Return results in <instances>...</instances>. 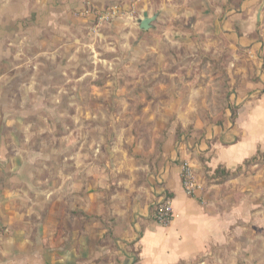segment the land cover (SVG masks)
<instances>
[{
    "label": "crops",
    "instance_id": "crops-1",
    "mask_svg": "<svg viewBox=\"0 0 264 264\" xmlns=\"http://www.w3.org/2000/svg\"><path fill=\"white\" fill-rule=\"evenodd\" d=\"M172 1L137 16L142 0H0V264H223L225 254L239 261L241 246L264 258L255 177L221 187L205 175L245 171L264 153V0ZM146 13L156 17L149 31ZM101 25L125 40L120 75L153 79L179 118L181 140L161 159L141 154L143 144L133 145L142 157L127 144H53L57 58ZM185 164L195 196L183 188ZM165 196L175 218L162 227L154 216Z\"/></svg>",
    "mask_w": 264,
    "mask_h": 264
},
{
    "label": "rangeland",
    "instance_id": "rangeland-1",
    "mask_svg": "<svg viewBox=\"0 0 264 264\" xmlns=\"http://www.w3.org/2000/svg\"><path fill=\"white\" fill-rule=\"evenodd\" d=\"M142 1L143 5L137 16H141V10L150 7L153 12H158L169 3V0H152L153 5L146 7V0ZM183 1L173 0L172 3L182 5ZM111 29L112 33L108 34L107 27L99 26L92 38H83L80 51L57 58L63 69L57 71V80L48 89L50 95L58 99L48 102L50 107H54L52 113L55 116L50 121L49 128L53 132L51 139L53 144L56 141L53 136L58 137L56 144H127L131 155L136 157L142 156L135 153L133 145L143 144L139 148L141 154L144 152L145 155L154 157L158 155L161 159L165 144H176L181 140V132L175 127L179 118L169 110V102L160 97L159 86L153 79L140 85L130 79L128 74L120 75L127 55L124 50L125 40L112 27ZM45 60L53 61L51 57ZM208 60L212 63V70L208 72L214 74L215 61ZM29 71L30 75H34L35 70ZM43 72L50 74L51 70L48 68ZM129 72L130 70L127 71ZM210 90L219 93L215 86ZM189 140L188 133L184 143ZM247 173L256 180V193L251 201L254 203V240L259 243L256 247L259 257L261 251L264 253V153L248 162L245 171L241 168L234 174L238 176ZM205 175L207 184L214 186H225L230 180L219 172L210 177L205 171ZM224 206L223 210L227 205ZM240 252L239 261H232L225 254L223 264H264V258L254 261L251 255L244 257L248 252L246 246H241Z\"/></svg>",
    "mask_w": 264,
    "mask_h": 264
},
{
    "label": "built area",
    "instance_id": "built-area-1",
    "mask_svg": "<svg viewBox=\"0 0 264 264\" xmlns=\"http://www.w3.org/2000/svg\"><path fill=\"white\" fill-rule=\"evenodd\" d=\"M182 184L185 192L190 196H195L200 190L196 172L190 164H185L182 170ZM155 221L162 227L171 225L174 221L175 214L171 200L165 196L157 203L155 212ZM6 233L5 228L0 224V242Z\"/></svg>",
    "mask_w": 264,
    "mask_h": 264
},
{
    "label": "water",
    "instance_id": "water-1",
    "mask_svg": "<svg viewBox=\"0 0 264 264\" xmlns=\"http://www.w3.org/2000/svg\"><path fill=\"white\" fill-rule=\"evenodd\" d=\"M156 20V17L150 18L146 13L143 20L140 22V28L143 31H149L152 28L153 22Z\"/></svg>",
    "mask_w": 264,
    "mask_h": 264
},
{
    "label": "trees",
    "instance_id": "trees-1",
    "mask_svg": "<svg viewBox=\"0 0 264 264\" xmlns=\"http://www.w3.org/2000/svg\"><path fill=\"white\" fill-rule=\"evenodd\" d=\"M217 172L226 175V177H227L228 179H230V180L233 179V178H235V177L237 176V174L230 175V174H228L227 172H225L224 170H218Z\"/></svg>",
    "mask_w": 264,
    "mask_h": 264
}]
</instances>
